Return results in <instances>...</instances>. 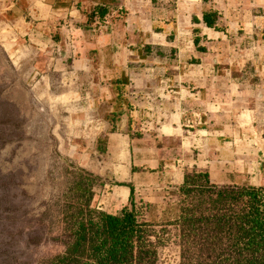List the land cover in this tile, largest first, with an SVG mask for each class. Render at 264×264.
<instances>
[{
	"label": "crops",
	"instance_id": "obj_1",
	"mask_svg": "<svg viewBox=\"0 0 264 264\" xmlns=\"http://www.w3.org/2000/svg\"><path fill=\"white\" fill-rule=\"evenodd\" d=\"M123 8L127 17L113 19ZM28 10L76 13L93 30L103 83L79 160L101 181L93 191L104 193L102 209L125 208L129 185L137 201L163 206L193 170L231 185L233 173L255 171L238 161L246 139L262 144L251 151L264 172V0H14L3 14L15 25ZM206 12L218 14L217 29ZM251 65L258 80L249 85Z\"/></svg>",
	"mask_w": 264,
	"mask_h": 264
},
{
	"label": "rangeland",
	"instance_id": "obj_2",
	"mask_svg": "<svg viewBox=\"0 0 264 264\" xmlns=\"http://www.w3.org/2000/svg\"><path fill=\"white\" fill-rule=\"evenodd\" d=\"M13 3L0 4V264H44L65 251L64 220L66 208L78 204L76 183L94 190L101 182L79 159L91 147L80 131L95 115V90L103 81L93 30L83 29L76 13L66 17L28 10L11 25L3 13ZM118 11L113 19L124 20L128 12ZM57 36L63 37V47L51 41ZM243 69L247 84L257 82L252 65ZM243 143L238 161L255 171L233 173L231 185L264 187L261 160L252 152L262 144ZM94 194L92 207L104 210L96 200L104 193L98 189ZM181 200L179 189L163 206L136 203L141 219L160 229L178 218ZM168 228L158 264H179L176 230Z\"/></svg>",
	"mask_w": 264,
	"mask_h": 264
},
{
	"label": "trees",
	"instance_id": "obj_3",
	"mask_svg": "<svg viewBox=\"0 0 264 264\" xmlns=\"http://www.w3.org/2000/svg\"><path fill=\"white\" fill-rule=\"evenodd\" d=\"M197 21V19H194ZM218 14L204 22L217 29ZM118 214L92 207L94 191L76 183L78 204L66 208L65 251L44 264H158L169 225L179 246V264H264V187L226 185L210 173H186L180 214L158 229L139 216L135 188Z\"/></svg>",
	"mask_w": 264,
	"mask_h": 264
}]
</instances>
